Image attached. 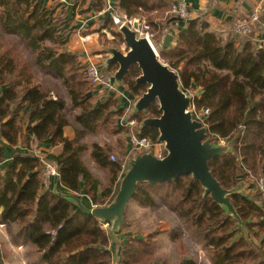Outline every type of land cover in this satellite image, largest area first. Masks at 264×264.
I'll list each match as a JSON object with an SVG mask.
<instances>
[{"label":"trees","instance_id":"16d2710c","mask_svg":"<svg viewBox=\"0 0 264 264\" xmlns=\"http://www.w3.org/2000/svg\"><path fill=\"white\" fill-rule=\"evenodd\" d=\"M175 1L119 0L117 7L128 16H146L160 38L168 23L174 27L175 21L157 18ZM103 7L104 0H95L92 8L99 12ZM114 26L113 20L105 17L99 20L97 31ZM209 27L202 18L191 19L187 29L176 34V45L159 53L178 71L183 90L201 88L193 104L197 112L210 111L204 121L211 141L224 138L229 142L228 151L211 158L209 166L221 185L233 191L230 199L242 224L205 194L191 174L172 182L139 183L131 201L148 208L166 205L180 219L182 228L173 229L170 235L185 256V264H197L195 258L187 256V233L201 243L212 264H264V201L251 181L252 176L264 174V48L244 41L245 36L235 34L232 28L224 36ZM72 32L61 1L48 6L46 0H0V165L7 159L6 146L15 148L22 141L31 147L33 141L49 140L55 153L48 158L58 164L59 185L67 192L81 194L87 206H106L119 189L126 160L135 151L129 145V127L120 124L125 119L122 102L113 95L98 101L86 75L83 51L68 48ZM113 35L116 46L123 45V35L114 31ZM117 67L112 64L102 70L114 72ZM139 75L134 65L123 80L135 97L149 87L137 83ZM42 76L45 82L40 80ZM160 114L156 101L146 113H135V130H140V136L159 142L158 129L142 127L141 123ZM67 127L74 130L73 138L66 136ZM89 136L114 137L116 141L89 144ZM113 152L115 161L110 158ZM88 153L94 164L109 174L107 186L86 163ZM3 167L0 221L17 224L13 239L30 245L45 264L159 263L158 232L128 234L114 251L112 237L98 218L67 199L63 189L55 192L52 187L44 188L41 161L32 153L16 151ZM249 181V191L240 190ZM125 222L126 217L121 228Z\"/></svg>","mask_w":264,"mask_h":264},{"label":"water","instance_id":"95a60500","mask_svg":"<svg viewBox=\"0 0 264 264\" xmlns=\"http://www.w3.org/2000/svg\"><path fill=\"white\" fill-rule=\"evenodd\" d=\"M120 33L123 35L125 52L117 47L107 48L109 57L105 59L104 66H118L114 77L119 83L123 82L132 66H138L140 75L137 83H146L149 87L136 99L134 114L146 113L153 102H158L160 116L146 117L141 126L158 129L159 142L164 144L165 154L157 157L151 151L135 153L127 164L116 195L106 206H87L73 193L64 195L84 213L95 216L101 222H110V235L113 236L123 223L128 204L135 196L139 183L172 182L183 174H191L201 183L205 194H210L227 214L242 224L230 199L233 191L221 185L209 166V160L227 152L228 146L215 145L208 137V127L193 117L190 94L181 87L178 71L161 59L158 49L146 38L138 37L136 31L128 26L122 27ZM175 36V28L168 23L160 46H167ZM193 88L196 89V86Z\"/></svg>","mask_w":264,"mask_h":264},{"label":"crops","instance_id":"0c3cea01","mask_svg":"<svg viewBox=\"0 0 264 264\" xmlns=\"http://www.w3.org/2000/svg\"><path fill=\"white\" fill-rule=\"evenodd\" d=\"M46 1H47L48 6L51 5L54 1H61L63 3V7L67 11L68 17H70V16L75 17V14H76V16H80L75 11V7H76L77 3H79L80 1H82L84 3L82 8L87 9V11H88V12H86V14H88L87 16L91 17L93 20L89 19L88 26H87L86 30L83 32L81 31V29H78V30L75 29L74 30L73 28L75 27V25L71 26L73 32H72V35L70 37V41L68 43V48L70 51H74V50L83 51V53H84V55L82 57L83 63H86L87 60L90 59V60L97 62V63L100 62L99 64H100L101 68L108 69V67L104 66V61L106 58L109 57V55L103 57V55H102L103 53H101V52L105 51L104 46L102 45L99 47V43L97 42V45L94 46L95 48L94 47L92 48V51L93 50L96 51V52H94L95 54H93V55L89 54L90 50H88V48L86 46V44H88L90 42L92 35H94V34L98 35L99 32L97 31V27L99 24V20L102 18L108 17V16H105L104 14H101L102 11H99V12L93 11L92 7L94 6L95 0H46ZM186 2L189 4L190 10H191V14H192L191 19H195V18L204 19L209 24V26H210L209 28H210L211 32H222L224 36H226L225 34H226L227 30L233 26L232 24L234 23L235 19L248 17L255 9H259L260 10V18L254 27L255 28L254 31L249 36L242 37V39L244 41L245 40L250 41L257 48H264V0H186ZM74 4H75V6H74ZM77 8H79V7H77ZM88 8H90V9H88ZM173 18L174 17L172 16L170 20H172ZM177 22H178L177 25L174 27L176 30V34L179 31H185L187 29V23H189L188 21H177ZM85 23H87V22H85ZM104 31L105 30H103L101 32L104 33ZM85 37H87L88 39L85 40L84 39ZM159 41H160V39H159ZM176 43H177V38L175 36L171 40V42L167 46H164V47L172 48L176 45ZM239 44H240V42L237 43V45H239ZM164 47L160 46L158 43V50L159 51L161 49H163ZM95 57H97V58L101 57V59L98 60ZM208 64H209L211 69H215L214 65L210 61L208 62ZM125 90H127L129 92V90L126 86H125ZM193 90H196V93L198 95H200V93H202L201 88H196ZM94 94L97 95L99 102H104L105 100H107V98L110 95L108 93H100V92H95ZM129 94H131V93L129 92ZM131 96L135 97L132 94H131ZM122 105L124 106V103H122ZM125 122H126V119L123 121V118H122L120 121V124H124ZM65 134L69 138H73L74 137V130L71 127H67L65 130ZM108 141L111 143H115L116 138L111 137L110 140H108ZM36 148L42 149L43 152L46 153L47 156H49L50 153H55V149H53L50 146L49 140L33 141V142H31V147H27L26 144H24L22 141H19V143L15 146V148H10L7 146L5 147L4 152H5L6 157H7L5 163H7L10 160V158L15 154L16 151L20 152V153L35 154ZM128 149L130 150V146H128ZM156 149L158 150V153L161 154V157L165 154V148H164L163 143L159 142ZM88 156H89L88 158L90 159L89 166H90L91 171L93 172L92 167H93V165L94 166H96V165L94 164V162L90 158L89 153H88ZM5 163H2L0 165V169L4 168L3 166H5ZM99 169H101V168H99ZM122 177H121V179H122ZM121 179H120V181H121ZM52 184L53 185L51 187L54 188V190H56V191H59V190L61 191L63 189L62 186L59 185L58 179L54 180ZM248 185H250V181L244 182V184L241 186L240 190H242L243 192L249 191V189H246V187ZM254 190H252V191H254ZM64 192L70 194V192H67L66 190H64ZM100 193H101V190L98 191V194H100ZM82 196L85 197L90 202V198L86 194H84V192L82 193ZM131 202L132 201H130V203ZM134 204H136V203H134ZM136 205H138V204H136ZM92 206H94V205L91 204V207ZM129 208L127 207V211L129 210ZM127 211L125 214L126 219H127V216H126ZM125 217H124V219H125ZM1 225H3V227H1V229L4 232H3V234L0 233V237H1V241H2L3 250L5 251V254H6L7 260H8L6 262V264H45L43 261H41L37 258L34 250L32 249V247L30 245L23 243L19 240L13 239L14 233L18 230L17 224L7 223V222L1 223V221H0V226ZM165 232L168 236L171 237V235H170L171 232H167V230H164V233ZM9 234H10V236H9ZM128 234H130V232H124V229L120 227L119 230L117 232H115V234L113 236H111L112 237V243L111 244H113L112 247H114V251H116V249L118 250L120 248V246L123 245ZM161 234H157L155 237V240H157L159 235H161ZM1 256H2V254H1ZM116 261H117V259H116ZM185 263H186V259L183 258L181 264H185ZM199 264H212L209 261V259H207L206 256L201 253V251L199 252Z\"/></svg>","mask_w":264,"mask_h":264},{"label":"built area","instance_id":"2783aa9c","mask_svg":"<svg viewBox=\"0 0 264 264\" xmlns=\"http://www.w3.org/2000/svg\"><path fill=\"white\" fill-rule=\"evenodd\" d=\"M118 1L119 0H104V7L101 14H104L105 16H108L110 19H112L119 32L122 27L128 26L130 29L136 31L138 37L146 38L157 50L158 47L155 43L157 42V45L158 43L160 45L163 35H161L160 38H157V32L152 29L151 24L145 18L132 17L121 13L117 7ZM172 11L175 12L176 18L180 19V21H187L192 18L190 7L186 0H177L175 3H173ZM259 18L260 10L255 9L248 17L235 20L232 27L238 35L246 37L254 31V27L259 21ZM177 23L178 22L175 21L174 27L177 25ZM84 39L87 40L88 38L85 37ZM85 64L86 75L90 81L91 90L93 92L108 93L124 103V118L126 119L125 123L130 129L129 145L133 148L135 153H145L151 151L157 157H161V154H159L158 150L156 149L159 142H155L149 137L140 136V130H135L137 119L134 117V104L138 97H132L131 94L125 90L123 82L119 83L115 80L114 72L103 71L99 63L90 59L87 60ZM186 92H188L192 98L190 111L192 112L193 117L203 122L204 126L207 127L204 118L209 115V109L205 108L201 112H197L193 104L197 93L193 90H186ZM125 119H123V121ZM214 144L229 146V142L224 138H219L216 142H214ZM33 156L41 161V178L44 188H50L53 185L52 183L54 180H60V172L57 163L55 161L49 160L46 153H44L40 148L35 149V154H33ZM133 156L128 157L126 160V164L123 167L125 171L128 162L133 158ZM110 158L115 161L114 155L111 154ZM251 178V181L254 184L253 189L260 192L264 201V174L252 176ZM102 228L109 232L111 229V223L102 222Z\"/></svg>","mask_w":264,"mask_h":264},{"label":"rangeland","instance_id":"374dc122","mask_svg":"<svg viewBox=\"0 0 264 264\" xmlns=\"http://www.w3.org/2000/svg\"><path fill=\"white\" fill-rule=\"evenodd\" d=\"M82 3L83 2L80 1L79 3H77V5L75 7V11L80 16H76V14H75V17L70 16L68 18L70 20V25L71 26L75 25V27L73 28L74 30L75 29H77V30L81 29V31L83 32L86 30V28L88 26L89 19L90 20H93V19L91 17L87 16L88 14H86V12H88V11L86 8H84V9L82 8ZM74 6H75V4H74ZM77 7H79V8H77ZM156 14H158V13H156ZM160 15H162L163 17L161 16V17H158L157 19L170 18L172 16L174 18H176L175 12L172 11V5L170 6V8L168 10H165L163 13H160ZM133 17H143L147 20V17L143 16V15H134ZM237 19H239V18H237ZM237 19H235V20H237ZM85 22H87V23H85ZM231 28L234 31L233 27H231ZM104 30H105L104 33L99 32L98 35H96V34L92 35L90 42L88 44H86L88 50H90L89 54L90 55L95 54L94 52H96V51L95 50L92 51V48L97 45V42L99 43V47L103 45L105 48L104 49L105 51L101 52V53H103L102 54L103 57L109 55L107 48H110V47H117V48H119L125 52L126 48H125L124 44L120 45V46L119 45L116 46L117 42L115 41V39H114L115 36L113 35V31L119 32L117 30L116 26L110 27V28L108 27V28H105ZM235 34H237V33L235 32ZM155 44L158 47L157 42ZM95 58L98 60L101 59V57H99V58L95 57ZM40 80H43L45 82V80H47V79L42 76L40 78ZM60 88H61L60 89L61 93H63V95H65L64 88H62V87H60ZM108 140H110V137H106V136H95V137L89 136L86 139V141L89 144L92 141H98L101 144H104L105 141H108ZM112 155H114L115 160H117L116 153L113 152ZM88 157L89 156L87 154V155H85L84 158H85L86 163L89 165L90 159ZM51 161H55V160H51ZM57 166H58V164H57ZM92 168H93V173L101 180L103 186H107L109 183V174L107 173V171H105L104 169H99L98 167H96L94 165ZM75 195L80 196V194H75ZM128 208H129V210L127 211V215H126L127 219H126V222H125V225L123 228L124 232H130V234H133L135 236L136 235L144 236V235H148L150 233H156V232H158L157 234L162 233L161 235H159V237L157 239L158 248H157L156 254H157L159 263H154V264H164L163 263L164 261L166 262V264H181V262H182L183 258H185V256H182L180 254V252L176 248V244L174 243L172 238L170 236H168L166 234V232L164 233V230H167V232H171L173 229L182 228V223H181L180 219L177 218V216L166 205H163V204H160L155 208H148V207H142L140 205H136V204H134V202H131V203L129 202ZM1 227H3V225L0 226V233L3 234L4 231L1 229ZM109 233H110V231H109ZM9 236H10V234H9ZM186 245H187V249H188V255L187 256L195 258L197 260V264H199V252L200 251L208 259L205 250L202 248L201 243H199L198 241L193 239L188 233L186 234ZM1 254H2V256H1ZM7 261H8L7 256L5 254V251L3 250L2 241H1V237H0V264H6Z\"/></svg>","mask_w":264,"mask_h":264}]
</instances>
